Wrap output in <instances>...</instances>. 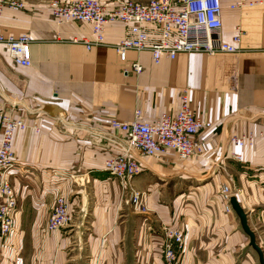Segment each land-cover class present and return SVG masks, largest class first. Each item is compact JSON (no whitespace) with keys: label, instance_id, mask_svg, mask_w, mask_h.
I'll return each instance as SVG.
<instances>
[{"label":"crops","instance_id":"1","mask_svg":"<svg viewBox=\"0 0 264 264\" xmlns=\"http://www.w3.org/2000/svg\"><path fill=\"white\" fill-rule=\"evenodd\" d=\"M25 1L0 20L1 33L32 38L29 67L16 65L0 43V110L28 124L13 136L17 209L13 231L0 237V264H168L169 229L184 232L174 264H260L219 192L230 181L264 252V3L232 10L223 1L221 39L229 42L239 27L244 52H179L154 62L149 50H129L142 71L124 74L114 45L128 25H107L105 44L86 49L72 39H89V24L58 22L47 0ZM183 93L211 124L197 134L202 151L187 159L140 156L142 171L122 186L103 169L122 149L110 120L128 122L136 108L144 120L175 112ZM243 134L251 135L244 146L227 141ZM59 194L68 199L70 223L50 231Z\"/></svg>","mask_w":264,"mask_h":264},{"label":"built area","instance_id":"2","mask_svg":"<svg viewBox=\"0 0 264 264\" xmlns=\"http://www.w3.org/2000/svg\"><path fill=\"white\" fill-rule=\"evenodd\" d=\"M224 0H47L50 15L58 22L77 21L89 24L91 37L73 38L86 49L105 44L104 31L107 25L120 22L127 26L124 36L114 45L120 63L125 66L123 73H140L139 61H129V50H149L154 62L163 58L172 60L179 52L204 51L244 52L240 46L239 30L229 42L221 39V11ZM264 0H226L227 8L237 9L263 4ZM5 8L23 10L25 0H0V20ZM149 24L157 32L155 38L144 28ZM29 33L18 36L0 32V43L4 44L14 63L21 67L31 65ZM181 106L175 112H162L151 120H144L142 112L136 108L132 120L121 122L112 119L109 125L122 134L121 151L104 160L103 169L113 178L126 186L136 174L142 171L140 156H163L175 153L181 159L190 158L202 151L197 134L203 128L210 127V122L197 116L189 106L187 94L180 95ZM28 124L0 110V237H6L14 229V214L17 199L10 181V172L15 167L13 136L17 130H23ZM36 126H34V129ZM261 136L264 137V124ZM251 140V135H231L228 142L244 146ZM137 153V155H136ZM236 160L239 155H234ZM220 195L226 211H231L229 200L234 195L230 181H223ZM141 196L137 192L131 195V201L137 205ZM71 212L68 199L59 194L55 197L51 212L46 221V229L59 230L70 223ZM170 240L163 251V258L168 264L177 262L184 246V232L181 229H169L164 232Z\"/></svg>","mask_w":264,"mask_h":264},{"label":"water","instance_id":"3","mask_svg":"<svg viewBox=\"0 0 264 264\" xmlns=\"http://www.w3.org/2000/svg\"><path fill=\"white\" fill-rule=\"evenodd\" d=\"M229 203L231 205V208L238 215L242 229L249 236L250 245L257 252L260 264H264V252L262 248L258 245L256 241V236L248 224L246 212L243 210L235 196H231Z\"/></svg>","mask_w":264,"mask_h":264},{"label":"rangeland","instance_id":"4","mask_svg":"<svg viewBox=\"0 0 264 264\" xmlns=\"http://www.w3.org/2000/svg\"><path fill=\"white\" fill-rule=\"evenodd\" d=\"M193 188V187H192ZM152 228H154V229H152V232L154 231V233H158V230H160V227H159V229L157 230V227H152ZM160 233H161V230L159 231ZM159 241V240H158Z\"/></svg>","mask_w":264,"mask_h":264}]
</instances>
